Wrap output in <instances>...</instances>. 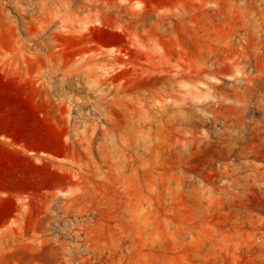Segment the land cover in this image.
Masks as SVG:
<instances>
[{
    "label": "rangeland",
    "instance_id": "obj_1",
    "mask_svg": "<svg viewBox=\"0 0 264 264\" xmlns=\"http://www.w3.org/2000/svg\"><path fill=\"white\" fill-rule=\"evenodd\" d=\"M39 1L0 0V264H264V0Z\"/></svg>",
    "mask_w": 264,
    "mask_h": 264
},
{
    "label": "bare ground",
    "instance_id": "obj_2",
    "mask_svg": "<svg viewBox=\"0 0 264 264\" xmlns=\"http://www.w3.org/2000/svg\"><path fill=\"white\" fill-rule=\"evenodd\" d=\"M40 2V10H41V14L42 15H40V17H42L43 19H44V21H45V17H44V15L47 17V24H46V26L47 27H45L46 29H47V31L49 30V28L53 25V24H58L59 22L61 23V25L64 27V28H66L65 26L67 25V20L69 19V16L72 14V3L70 2V1H67V0H40L39 1ZM38 4V3H37ZM53 4H57V5H59V15H57L56 13H55V7H54V5ZM21 6H22V4H20ZM91 6V9H92V11H91V16H90V19H88V22L91 24V25H93V23H94V20H95V18H97L96 17V15H95V6L92 4V5H90ZM31 9V8H30ZM36 10V9H35ZM62 10H64L66 13H64V14H61L60 12L62 11ZM76 13V12H75ZM89 13V12H88ZM69 15V16H68ZM77 15V17H78V13L76 14ZM34 16V15H33ZM89 16V15H88ZM68 17V19H66L65 20V18H67ZM29 18V17H28ZM79 18V17H78ZM80 19V18H79ZM98 19V18H97ZM38 20V19H37ZM42 20V19H41ZM82 23L84 22V21H82V20H80ZM30 22V21H29ZM70 22H71V20H70ZM75 22V21H74ZM73 22V23H74ZM96 22V21H95ZM72 23V22H71ZM73 23H72V25H73ZM81 23V24H82ZM87 23V22H86ZM69 24V23H68ZM75 24L76 23H74V26H75ZM80 25V24H79ZM85 25H88V24H85ZM96 25V24H95ZM38 26V25H37ZM40 26H42V25H40ZM85 26H83V28H84ZM28 28V27H27ZM44 28V30H43V32L46 30ZM68 28V27H67ZM71 28V27H70ZM69 28V29H70ZM79 28H81L82 29V27H79ZM85 28H87V27H85ZM85 28H84V30H85ZM38 29V28H37ZM72 30H76V31H78L77 29H76V26L74 27V29L73 28H71ZM74 30V31H75ZM87 30V29H86ZM85 30V31H86ZM36 31V30H35ZM37 32V31H36ZM52 32V31H51ZM81 32V31H80ZM58 33V32H57ZM60 34V33H59ZM67 34V33H66ZM71 34V33H70ZM80 34H82L83 35V32H81ZM38 35L39 34H37L36 35V37H38ZM50 37V36H49ZM55 37H56V35H55ZM59 37V36H58ZM54 38V37H53ZM60 39V38H59ZM38 40V39H37ZM39 43V42H38ZM51 43V42H50ZM46 44V43H45ZM62 44H64V43H62ZM58 45V44H57ZM88 45H92V44H88ZM46 47V46H45ZM51 49V48H50ZM62 49V48H61ZM85 53V52H84ZM88 55V54H87ZM81 56V55H80ZM84 58H85V56H84ZM94 58V54H93V51L91 50L90 51V54H89V58H87V60H88V64L91 66V64H92V62H93V59ZM213 67V66H212ZM253 163H255V162H253ZM249 164V163H248ZM256 164V163H255ZM257 165V164H256ZM239 166V165H238ZM244 166V165H243ZM242 166V167H243ZM249 166V165H248ZM241 167V166H240ZM248 168V167H247ZM244 169V168H243ZM254 173V172H253ZM240 175V174H239ZM242 176V175H241ZM251 176V175H250ZM237 177V176H236ZM243 177V176H242ZM243 178H241V177H239V178H237L236 180H233L232 181V184L234 185V186H238V185H240L241 184V180H242ZM252 179V182H250V180ZM264 179V174L263 173H261L260 172V174H258V173H255L254 175H253V177L251 178V177H249V178H246L245 179V181H246V183L248 182L249 184H258V185H260L261 183H260V181H262ZM243 184V183H242ZM244 185V184H243ZM246 186V185H245ZM232 189V188H231ZM234 189V188H233ZM232 197V196H231ZM236 197V196H235Z\"/></svg>",
    "mask_w": 264,
    "mask_h": 264
}]
</instances>
